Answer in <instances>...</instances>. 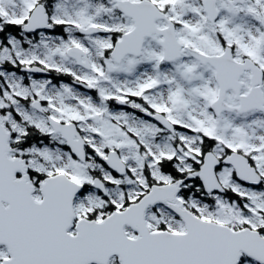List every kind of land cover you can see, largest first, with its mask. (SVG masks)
<instances>
[{
  "label": "snow or ice",
  "instance_id": "snow-or-ice-1",
  "mask_svg": "<svg viewBox=\"0 0 264 264\" xmlns=\"http://www.w3.org/2000/svg\"><path fill=\"white\" fill-rule=\"evenodd\" d=\"M0 264H264V0H0Z\"/></svg>",
  "mask_w": 264,
  "mask_h": 264
}]
</instances>
